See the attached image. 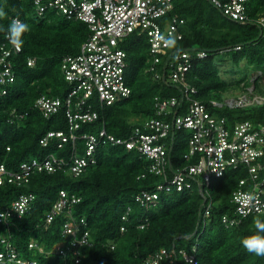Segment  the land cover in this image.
<instances>
[{
    "label": "trees",
    "instance_id": "1",
    "mask_svg": "<svg viewBox=\"0 0 264 264\" xmlns=\"http://www.w3.org/2000/svg\"><path fill=\"white\" fill-rule=\"evenodd\" d=\"M173 2V9L164 18L178 15L185 19L181 28L183 36L176 39L177 47L181 51L198 48L209 52L207 57L195 59L188 72L189 81L198 88L197 97L208 101L223 100L227 95L233 83L221 73L220 64L226 60L234 72L244 62L234 87L248 93V87L253 84L254 89L260 91L259 76L251 81L248 70L254 65L264 66L261 27L253 22L230 19L209 0ZM0 9L7 14L0 18V25L5 28L16 16L29 25V31L22 37V52L13 58L16 80L9 86V92L0 96V164L17 170L23 161L33 157L43 159L49 154L69 157L73 151L71 140L62 147H58L57 137L51 138L48 145L42 143L48 131L67 129L65 109L47 118L36 105V99L43 93L61 98L67 95L71 86L61 69L62 58L80 51L90 29L86 22L54 10L39 16L33 0H0ZM261 13H264V0H251L249 14L256 17ZM5 34L6 31H0V39ZM238 45L240 49L235 48ZM123 48L127 53L125 78L132 89L131 95L110 105L97 103L99 118L82 124L80 133L105 127L108 133L126 137L136 123L154 115L156 95L182 96L179 86L155 79L147 71L151 54L146 34L130 33ZM172 53L173 50L168 49L167 58ZM30 57L36 58L34 65H28ZM165 60L164 57L162 64ZM262 93L264 95V90ZM217 111L232 123L241 120L261 123L264 122V97L260 102ZM174 135H178L179 140L173 156L180 165L185 162L187 131H176ZM84 141L77 140L79 153L84 152ZM95 158L96 162L78 176L64 169L52 173L36 171L26 184L0 185V206L9 205L21 193L36 195L31 208L22 216L14 217L8 225L0 223V234H10L22 256L34 258L37 264H146L147 257L162 247L175 246L192 252L193 246L198 244L196 256L200 264H264V257L249 254L241 244L242 237L256 231L254 219L264 220V215L251 214L232 226L222 222L223 215L234 216L230 199L239 181L247 176L244 166L228 169L222 177L212 181L209 190L215 204L211 214L204 218L203 198L195 188L161 192L155 203L146 206L137 202V193L154 190L163 178L148 171L149 162L136 151L124 145L101 142L95 150ZM63 189L70 195L77 194L80 200L70 206V215L66 208L46 224V213ZM126 212L128 219L123 220ZM71 216L86 220L93 239L91 246L82 247L78 263L72 253L51 252L54 245L69 239L62 230ZM141 224H145L144 227ZM31 239L47 252L30 249Z\"/></svg>",
    "mask_w": 264,
    "mask_h": 264
},
{
    "label": "built area",
    "instance_id": "2",
    "mask_svg": "<svg viewBox=\"0 0 264 264\" xmlns=\"http://www.w3.org/2000/svg\"><path fill=\"white\" fill-rule=\"evenodd\" d=\"M33 1L39 16H43L48 10H54L68 18L86 22L90 29L80 51L77 54H66L62 58L61 69L71 86L67 95L61 98L43 93L36 99V105L45 117L49 118L64 108L67 120V129L48 131L42 138L43 145H48L51 138L57 137L58 147L71 140L73 151L69 157L55 154H49L43 159L33 157L23 161L17 170H10L1 163L0 185L26 184L36 171L52 173L64 169L78 176L96 162L97 145L111 142L136 151L149 162L148 171L163 178V182L158 183L154 190H141L135 195V200L141 205L155 203L161 192L195 188L203 198V217L206 218L215 204L209 190L212 181L222 177L228 169L244 166L247 176L239 181L230 199L234 205V216L225 214L222 222L232 226L251 214L264 215V122L241 120L232 123L226 115L217 111L252 103L253 88L248 90L251 93L240 97L226 95L223 100L205 101L197 97L198 88L189 81L188 72L195 59L205 58L209 52L194 48L180 50L177 59L172 58L173 53L167 58L168 48L161 37L171 34L176 39H181V28L185 24V19L178 15L164 18L174 7L173 0ZM209 1L230 19L258 24L264 33V13L252 17L249 14L251 0ZM15 18L20 19L17 16ZM132 32L144 33L148 37L151 59L147 71L155 79H163L179 86L182 96L156 95L153 99L154 115L136 123L126 137L108 133L105 127L98 131L80 133L82 124L92 123L99 118L97 103L100 106L110 105L131 95L132 89L125 78L127 53L123 43ZM235 48L240 49L241 46ZM21 52L22 46L19 50L15 49L10 44L7 33L1 37L0 96L6 95L9 86L16 80L13 58ZM163 56L166 60L162 64ZM35 60L34 57L28 58V65H34ZM260 75L262 72H255L251 80ZM182 130L187 131V150L183 154L185 162L178 165L174 161L173 151L179 138L174 134ZM79 138L85 140L83 153L78 152ZM248 195L255 199L247 201L245 198ZM35 198L34 192H25L9 205L0 206V223L8 225L14 217L22 216L31 208ZM79 200L77 194L70 195L68 191L60 190L57 201L46 213V224L66 208L70 215V206ZM128 212L122 216L123 220L128 219ZM121 229L125 228L122 226ZM62 233L69 239L54 245L51 252L61 255L72 253L75 261L80 262L82 247L93 244L86 220L71 216L70 220L64 222ZM0 244V264H37L34 258L20 254L13 245L10 234H0ZM197 245L193 246L192 252L175 246L162 247L150 254L145 263L200 264L196 256ZM28 246L41 253L47 252L34 239L29 241Z\"/></svg>",
    "mask_w": 264,
    "mask_h": 264
},
{
    "label": "clouds",
    "instance_id": "3",
    "mask_svg": "<svg viewBox=\"0 0 264 264\" xmlns=\"http://www.w3.org/2000/svg\"><path fill=\"white\" fill-rule=\"evenodd\" d=\"M6 12L0 9V18L6 17ZM0 31H6L7 37L10 44L17 50H19L23 44V35L29 31V25L18 18L12 19L6 26L0 25ZM166 48L173 50V59H177V53L180 49L177 47V40L174 36L169 34L167 37H161ZM251 202L255 199L254 196L248 195L245 198ZM255 232L251 235L241 238V244L249 254L257 257H264V220L259 217L255 218L254 221Z\"/></svg>",
    "mask_w": 264,
    "mask_h": 264
},
{
    "label": "rangeland",
    "instance_id": "4",
    "mask_svg": "<svg viewBox=\"0 0 264 264\" xmlns=\"http://www.w3.org/2000/svg\"><path fill=\"white\" fill-rule=\"evenodd\" d=\"M243 64H244V62H242L240 64V66L236 68V72H234L233 71V67L229 66V61L226 60V61L221 62L220 68H221L222 75L229 82L233 83L232 84L233 87L229 90V92H227V95H235L236 96L238 94H242V95L247 94V93H241V88L240 87L239 88L238 87H234L235 86V84H234L235 79H237V77L241 75L240 68H241V66ZM258 71L262 72V75H260L258 77V83L260 85V91L259 90H255L254 87H253V84L248 87V90L251 87L253 88L252 89V94H251V98H252L253 102H260V101L263 100V97H264V95L262 93L263 90H264V66H256V65H254L253 67H251L248 70V78L251 80L252 75L255 72H258ZM248 92H250V91H248Z\"/></svg>",
    "mask_w": 264,
    "mask_h": 264
}]
</instances>
